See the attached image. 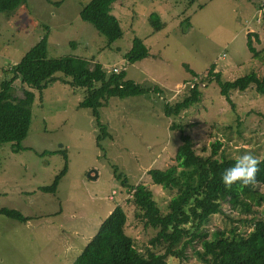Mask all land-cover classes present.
Here are the masks:
<instances>
[{
    "label": "rangeland",
    "instance_id": "rangeland-1",
    "mask_svg": "<svg viewBox=\"0 0 264 264\" xmlns=\"http://www.w3.org/2000/svg\"><path fill=\"white\" fill-rule=\"evenodd\" d=\"M90 1L28 0L14 14L0 15V89L3 71L17 65L49 33V58L75 56L98 62L108 72L124 69L128 80L144 88L160 87L164 93L111 99L101 110V121L113 139L100 145L91 112L78 108L83 90L57 82L44 91L43 103L37 94L32 125L22 143L25 150L15 153L11 144L0 146V208L31 218L22 224L0 216V264H73L118 206L127 214L126 233L137 248H151L157 231L144 227L131 190L115 178L113 168L131 185L148 186L165 209L172 194L153 187L149 172L176 164L181 142L180 133L169 130L174 122L184 124L200 155L204 148L210 154L217 140L224 143L221 151L227 157L245 151L258 160L264 155V95L253 88L233 91L232 109L216 82L207 87L201 82L200 103L175 119L163 112L166 101L175 103L193 87L196 78L187 66L205 78L215 64L223 81L263 75L264 67L252 59L246 44L247 35L256 32L261 44L255 47H264V12L259 9L263 0H122L113 14L123 37L114 44L80 19ZM152 14L163 25L159 31L150 24ZM135 38L150 49V56L132 65L125 55ZM14 89L18 97L29 90L20 80ZM58 151L67 153L68 172L55 195L45 194L40 189L49 187L66 164ZM93 170L97 179L88 177ZM223 210L226 215L206 224L208 233H229L240 226L234 222L240 219L239 210L228 203ZM155 251L162 253L161 248ZM188 257L181 264H198L194 250L189 249ZM168 264L178 262L168 258Z\"/></svg>",
    "mask_w": 264,
    "mask_h": 264
},
{
    "label": "trees",
    "instance_id": "trees-1",
    "mask_svg": "<svg viewBox=\"0 0 264 264\" xmlns=\"http://www.w3.org/2000/svg\"><path fill=\"white\" fill-rule=\"evenodd\" d=\"M120 1L91 0L79 14L80 19L90 24L109 44L123 37L121 23L113 14L114 5ZM192 1L194 3L195 0ZM27 2L0 0V15L14 14ZM59 4L56 3V6ZM259 9L264 12V0ZM149 21L156 31L163 27L156 14L150 15ZM48 41L49 33L17 65L3 71L5 78L0 89V146L11 144L15 153L25 150L22 143L28 137L32 125V106L37 94L43 103L44 91L57 82L73 90L84 91L85 97L78 108L91 112L98 130V145L106 139H113L108 125L101 121V110L108 106L111 99L124 100L164 93L160 87L144 88L128 80L124 69L118 73L113 70L108 72L98 62L75 56L49 58ZM246 44L252 59L264 67V47H255V44H261L260 35L249 33ZM149 56L150 49L142 40L135 38L125 59L133 65ZM215 69L214 64L203 78V75H198L187 66V70L196 78L193 87L178 97L175 103L166 101L164 115L175 119L200 103L203 97L201 82L206 84L205 87L216 82L220 94L232 109H235L230 97L233 91L246 92L253 88L257 94L264 95V73L262 76L250 73L233 81H223L222 73L215 72ZM19 80L29 88L23 90L21 97L14 95L15 83ZM169 130L180 133L181 144L176 152V164L164 170L153 169L149 172L153 187L172 194L165 209L160 207L148 186L131 185L123 173L113 168L115 178L124 188L131 190L133 204L142 216L144 227L157 231L156 236L150 240L151 248L147 247L145 251L137 248L135 240L126 233L127 214L118 206L101 224L73 264H168V258L181 264L189 260V249L194 250L198 264H264V155L258 160L254 183L242 185L237 182L225 187L220 179L221 174L234 163L235 158L227 157L221 151L224 143L217 140L212 144L210 154H206L208 151L204 148L200 155L184 124L174 122ZM58 153H63L66 164L49 187L40 189L45 194L55 195L68 172L67 153ZM224 203L239 210L240 219L234 222L240 226H235L229 233L221 230L208 233L205 226L211 218L226 215ZM0 216L22 224L31 220L21 211L10 208H0ZM158 248L162 249V253L155 251Z\"/></svg>",
    "mask_w": 264,
    "mask_h": 264
},
{
    "label": "clouds",
    "instance_id": "clouds-1",
    "mask_svg": "<svg viewBox=\"0 0 264 264\" xmlns=\"http://www.w3.org/2000/svg\"><path fill=\"white\" fill-rule=\"evenodd\" d=\"M258 163V159L250 152H242L230 167L223 170L220 177L221 182L225 187H230L237 182L242 185L254 183Z\"/></svg>",
    "mask_w": 264,
    "mask_h": 264
},
{
    "label": "water",
    "instance_id": "water-1",
    "mask_svg": "<svg viewBox=\"0 0 264 264\" xmlns=\"http://www.w3.org/2000/svg\"><path fill=\"white\" fill-rule=\"evenodd\" d=\"M88 177L91 179H97L98 178V172L96 170H93L88 173Z\"/></svg>",
    "mask_w": 264,
    "mask_h": 264
},
{
    "label": "built area",
    "instance_id": "built-area-1",
    "mask_svg": "<svg viewBox=\"0 0 264 264\" xmlns=\"http://www.w3.org/2000/svg\"><path fill=\"white\" fill-rule=\"evenodd\" d=\"M113 71L116 72V73H118L120 70H116V69H114Z\"/></svg>",
    "mask_w": 264,
    "mask_h": 264
}]
</instances>
